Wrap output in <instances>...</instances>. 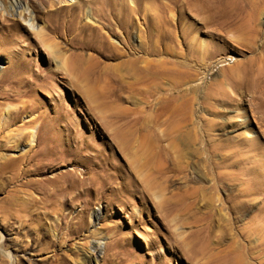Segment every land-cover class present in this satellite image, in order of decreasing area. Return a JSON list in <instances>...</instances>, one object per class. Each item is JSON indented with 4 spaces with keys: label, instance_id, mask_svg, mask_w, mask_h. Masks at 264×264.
I'll list each match as a JSON object with an SVG mask.
<instances>
[{
    "label": "rangeland",
    "instance_id": "374dc122",
    "mask_svg": "<svg viewBox=\"0 0 264 264\" xmlns=\"http://www.w3.org/2000/svg\"><path fill=\"white\" fill-rule=\"evenodd\" d=\"M73 4L74 30L56 11ZM218 5L0 0L2 88L15 96L0 108L27 101L11 128L33 120L21 131L53 136L64 157L0 179V264H264V6L232 4L226 24ZM31 145L12 146L1 172L35 168ZM67 173L102 190L47 205L48 181Z\"/></svg>",
    "mask_w": 264,
    "mask_h": 264
},
{
    "label": "bare ground",
    "instance_id": "6f19581e",
    "mask_svg": "<svg viewBox=\"0 0 264 264\" xmlns=\"http://www.w3.org/2000/svg\"><path fill=\"white\" fill-rule=\"evenodd\" d=\"M205 1H207V0H205ZM213 1H216L219 4L218 6H221V7H222V5H229L228 7H225V9L222 7L221 11L217 10V12L219 14V19H222V18L226 19L225 23H226L227 20H230V23H233L234 21H236L237 15L239 16V13L238 14H235L236 12L232 13V9H235V8H231L230 9V6L232 4L239 5L241 7V12H243L245 9L247 10V8L255 9L256 7L259 8V7L264 6V0H213ZM123 2H124V0H123ZM213 3H215V2H213ZM204 4H205V2H204ZM17 5H19V4H17ZM120 5H121L120 8L122 9V11H124L125 8L123 10V4H120ZM73 7H74V4L71 5L70 9H68V10L66 8L64 9L62 7V8H59V9L57 8L56 11H57V14H60L64 18L65 24H68L74 30V24L77 22L78 19H77L76 16H72L71 15V13H73L72 12L73 11ZM78 8L80 10H82V7H80L79 5H78ZM219 10H220V8H219ZM236 11H237V9H236ZM103 12H105V11H103ZM131 12H133V9H131ZM129 14H131V13L129 12ZM247 14H248V11H247ZM93 16H94V13H93ZM104 16H106V15L104 14V15L98 16V17L104 19ZM120 23L122 25H126L127 24L126 21H123V22L120 21ZM243 23H242V25H243ZM247 23L245 25H247ZM249 25L250 24H248L247 26L249 27ZM13 26H14V24H13ZM86 26H91L92 28H95L91 24H88ZM244 26L242 28H244ZM102 27H103V25H102ZM250 28H251V26H250ZM250 28H249V30H250ZM98 29H100V28H98ZM82 31L85 32V29H83ZM36 34H37V36L39 38L42 39L43 42L46 41L43 38V29H39L36 32ZM256 34L258 35V32ZM159 41H160V39H159ZM44 44L54 54L55 58L59 59L60 55L59 54H55L56 53V45H55V43L48 42L47 44L46 43H44ZM61 67L66 72H69L70 75H72L73 77H77L76 74H75V67L73 65H70L69 62L63 61L61 63ZM9 70H10L9 68L8 69L4 68V69L1 70V67H0V107L3 104H5V103H1V97H3V96L8 94L7 91H6L7 89H4L2 87L10 78L9 75L7 74ZM164 72H166V71H164ZM158 73H160V72H158ZM173 73H175V72H173ZM165 75H166V73H165ZM9 91H11V90H9ZM20 93L22 94V92H20ZM21 94H19V95H21ZM14 97L15 96H13L11 94H8L6 96L7 99H12ZM29 108H30V105L27 103V101L23 102V105L20 108L9 107L4 112H2V109L0 108V179L4 180L6 183L13 182L20 175H22V176H25V175L30 176L31 173H33V172L37 173V172H39L40 169H44V168L48 169L49 165H53V164L57 163L58 161H61V160L64 159V157L61 154L58 153L60 150H59L58 146L55 144V143H57L59 141L56 142V139H54L53 136H51V138L49 137L50 135H44L43 137H41L39 128L37 129V131L35 133H33V132L24 133V132L21 131L22 128H24V129L31 128V126H29V125L33 122V120H27L26 122H23V124L19 127L20 129H12L11 128L12 125L17 123L21 119L22 114L26 113V111ZM114 139L118 142L119 147L124 149V143H125L124 142V138H122L120 135H117V137H114ZM25 140H28V142L33 143L34 146L33 145L30 146V149L28 150V153H29L28 157L26 156V154H24L23 156H21V158H26L27 157L26 162L28 164L33 163V166L35 168L26 169L25 173L23 174V171H21V169L19 171H17L19 169L17 167V168H14V169L10 170L11 172L14 171V173H12L10 176H7L6 174L8 172L7 171L1 172V170L2 169L6 170L12 164V162L15 161V158L7 155L6 152H9L11 150L12 146H18V145L22 144ZM57 140H59V139H57ZM38 146H40V149H39ZM34 147L35 148L38 147V150H35ZM30 153H32L33 155L32 154L30 155ZM59 177L56 176V178L50 179L48 182L50 183L51 187L47 188V190L44 191V192L42 191L43 193H45L44 197L42 198L43 201L47 205L50 204V205H53L55 207L58 206L59 209L61 207H60V205H58V201H59L58 198L63 199L65 202L66 201L69 202V201H74L75 199H78L80 196L83 195V193L80 192L79 195H74L73 196V194H74L73 190L81 189V191H83V192L85 191L84 192L85 194H86V191H88V193L92 192V191H96L97 193H99L102 190V188H101L103 186V183L101 182L102 178H98L97 179L96 176L82 177V176H79V175L76 176V175H73V174L72 175H68V173H67V174L62 175V178H59ZM69 177L72 178V180H68ZM0 183H2V182L0 181ZM2 185H5L6 187L9 186V185H7L5 183H2ZM2 187H4V186H2ZM6 199H8V198L6 197ZM10 200H11V198H10ZM85 203H86V209L88 210L90 202L88 200H86ZM94 217L97 218V214H95ZM81 221H82V219H81ZM24 223H26V222H24ZM75 226H76V224H75ZM76 230H77V232L80 230L79 226H77Z\"/></svg>",
    "mask_w": 264,
    "mask_h": 264
}]
</instances>
